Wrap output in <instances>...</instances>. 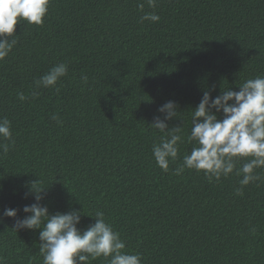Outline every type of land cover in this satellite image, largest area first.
Here are the masks:
<instances>
[{"label": "trees", "instance_id": "1", "mask_svg": "<svg viewBox=\"0 0 264 264\" xmlns=\"http://www.w3.org/2000/svg\"><path fill=\"white\" fill-rule=\"evenodd\" d=\"M146 12L159 22H141ZM15 35L0 61V118L15 142L0 155L4 264H43L39 230L15 232L3 217L16 209L24 218L35 182L49 214L81 210V231L103 212L141 264H264V169L242 196L235 173L212 182L173 174L193 147L190 110L203 92L238 91L264 74V0H158L155 9L146 0H51L42 26L20 21ZM58 63L68 68L59 91L36 88ZM168 101L181 112L168 126L183 125L185 142L164 173L150 125Z\"/></svg>", "mask_w": 264, "mask_h": 264}, {"label": "clouds", "instance_id": "2", "mask_svg": "<svg viewBox=\"0 0 264 264\" xmlns=\"http://www.w3.org/2000/svg\"><path fill=\"white\" fill-rule=\"evenodd\" d=\"M158 0H146L149 8L155 9ZM51 0H0V61H3L16 46L15 27L20 21L29 25L42 26L48 14ZM145 4L139 2L137 8L143 12ZM141 22H159L155 12H146ZM68 74L65 63H58L35 81L36 88H56L61 78ZM87 76L82 82L87 83ZM233 91L229 87L212 97L211 91H204L199 104L191 112L190 134L187 142L193 147L183 156L182 163L173 171L182 174L185 169L202 173L209 182L219 181L235 173L241 177L240 187L235 194L243 195V186L261 179L257 169H264V74L246 79ZM59 91L58 88H56ZM38 93H33L36 96ZM21 101L24 93H18ZM160 115L153 118L151 128L161 135L152 146V156L156 166L164 173L169 172L170 164L180 153V144L185 140L180 134L182 126L169 127L168 121L177 120L178 106L168 101L158 110ZM223 118H218L221 114ZM52 119L58 118L53 115ZM11 122L0 118V155H6L12 145ZM240 165L237 167V165ZM31 184L30 191L34 203L23 207L24 218L17 219L16 209H5L3 217L15 219L13 229L39 230V253L43 264H90L103 258L107 264H141L139 253L126 251V244L107 222L104 213L96 211L95 222L81 231V210L49 214L41 204L46 188ZM26 194V195H28ZM3 218H0V223ZM254 231V230H253ZM0 264L4 259L0 258Z\"/></svg>", "mask_w": 264, "mask_h": 264}]
</instances>
